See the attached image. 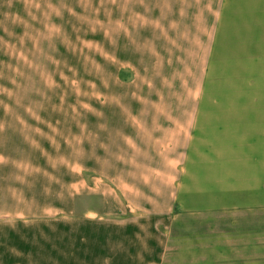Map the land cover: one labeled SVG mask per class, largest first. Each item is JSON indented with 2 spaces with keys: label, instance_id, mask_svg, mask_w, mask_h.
<instances>
[{
  "label": "crops",
  "instance_id": "obj_1",
  "mask_svg": "<svg viewBox=\"0 0 264 264\" xmlns=\"http://www.w3.org/2000/svg\"><path fill=\"white\" fill-rule=\"evenodd\" d=\"M230 2L109 0L108 52L133 79H114L105 107L77 110L61 132L57 167L36 150L0 147V264L164 259L160 227L181 204L197 93ZM9 132L15 143L17 131ZM125 212L151 216L119 220Z\"/></svg>",
  "mask_w": 264,
  "mask_h": 264
},
{
  "label": "rangeland",
  "instance_id": "obj_2",
  "mask_svg": "<svg viewBox=\"0 0 264 264\" xmlns=\"http://www.w3.org/2000/svg\"><path fill=\"white\" fill-rule=\"evenodd\" d=\"M108 37L109 0H0L4 154L36 150L59 165L61 132L77 110L105 107L109 84L133 79L114 67ZM206 71L181 204L160 227L165 253L154 264H264V0H231ZM142 215L151 216L119 220Z\"/></svg>",
  "mask_w": 264,
  "mask_h": 264
}]
</instances>
